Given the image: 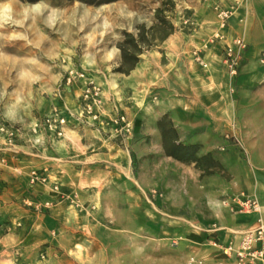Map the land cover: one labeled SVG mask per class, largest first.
Instances as JSON below:
<instances>
[{
    "label": "crops",
    "instance_id": "0c3cea01",
    "mask_svg": "<svg viewBox=\"0 0 264 264\" xmlns=\"http://www.w3.org/2000/svg\"><path fill=\"white\" fill-rule=\"evenodd\" d=\"M217 3L235 9L227 34L249 44L237 77L222 63L223 43L205 47L218 29ZM175 18V32L124 74L132 91L124 109L103 108L100 121L76 118L57 137L60 168L51 170L40 205L51 204L46 216L55 227L48 243L61 264H190L192 257L204 264H237L211 241H239L243 231L264 220V0H179ZM186 18L192 27L182 26ZM195 49L204 51L208 67L194 60ZM118 114L126 115L129 131L103 122ZM164 117L176 131L172 144L195 147V160L166 154L158 126ZM226 134L240 139L245 150L235 139L226 140ZM0 148L6 158L9 147ZM153 155L162 162L166 157L190 163L194 180L203 176L204 182L187 189L188 215L158 220L159 241L150 246L149 205L142 187L148 188ZM210 157L215 165H203ZM134 159L141 164L138 175ZM0 164L25 174L15 162ZM152 170L164 176L163 167ZM236 196L258 200L260 211H233L223 203ZM74 201L81 210L73 207ZM137 211L144 218L137 219ZM177 237L178 246H171L170 239Z\"/></svg>",
    "mask_w": 264,
    "mask_h": 264
},
{
    "label": "rangeland",
    "instance_id": "374dc122",
    "mask_svg": "<svg viewBox=\"0 0 264 264\" xmlns=\"http://www.w3.org/2000/svg\"><path fill=\"white\" fill-rule=\"evenodd\" d=\"M174 1V15L169 16L173 23L179 0ZM163 2L118 0L88 4L82 0L35 3L0 0L1 14H9L11 18L8 24L0 23V147H9L7 157L3 154L8 159L4 164L15 162L25 173L0 164V264H61L57 250L49 248L48 237L53 236L51 227H55L47 219L49 209L40 205V194H45L43 187L49 183L35 186L30 183L32 169L48 167L51 173L55 166L60 168V138L40 130L35 132L33 128L55 108L73 114L80 111L82 83L71 86L65 83L66 70L71 64L85 68L89 77L103 86L102 108L124 109L126 97L132 91L126 86L124 74L115 71L121 58L117 44L124 39L125 32L137 34L140 25H154L158 21L156 10ZM191 22L182 26L192 27ZM2 126L18 127L21 133L10 143ZM202 164L210 165V160ZM140 165L134 159L136 175ZM148 167L152 171L148 188L142 190L146 191L149 205L146 214L151 246L159 241L156 236L161 217L188 215L187 189L195 181L203 183L204 177L194 180L190 163L179 164L166 157L162 162L156 155L149 159ZM156 167H163L164 176L152 170ZM73 214L77 215L74 209ZM134 214L137 219L144 218L140 211ZM180 240L170 239L171 246H178ZM189 263L195 264L191 258Z\"/></svg>",
    "mask_w": 264,
    "mask_h": 264
},
{
    "label": "built area",
    "instance_id": "2783aa9c",
    "mask_svg": "<svg viewBox=\"0 0 264 264\" xmlns=\"http://www.w3.org/2000/svg\"><path fill=\"white\" fill-rule=\"evenodd\" d=\"M214 9L216 11L218 29L206 43L205 47L207 48L210 44H216L217 42L223 43L222 63L232 77H237L242 68V63L248 54L249 44L241 37H230L227 34L229 22L234 15L235 9L224 7L220 3L215 4ZM190 22V18H186L185 24ZM193 56L194 60L202 65V67H208V62L206 61L203 50L195 49ZM260 61L264 66V49L261 51ZM65 83L66 86L82 83V92L79 96L80 113L76 115L69 110L55 108L50 114L46 115L40 123L36 124L35 128H33L35 132L40 130L42 133H49L55 137H63L66 130L74 125L73 121L76 118L86 119L87 117H91L96 121L102 120L101 110L103 109L104 102L103 86L92 80L85 68L79 67L76 64L68 66ZM103 122L106 125H118L120 127L118 128L122 129V131L130 130V122L124 114L113 115V117ZM1 129L3 131L6 130L10 142L21 133L18 127L6 128L2 126ZM225 138L228 141L235 139L234 143L242 150H245L243 142L237 137L226 134ZM222 150H226V148L224 147ZM0 151H2L1 148ZM5 162L6 158L0 157V163ZM50 176L51 174L48 168L32 169L30 172V183L32 186L39 183H50ZM53 189H58L57 183L53 184ZM223 203L233 211H260V204L256 199H243L241 196H236L232 201L224 200ZM73 204L78 210H81L83 207L79 201H74ZM46 206L50 207L51 204L47 203ZM211 244L219 248L226 256L234 257L237 264H264V220L259 218L258 225L255 228L243 231L240 234L239 241L224 243L218 240H212ZM42 257H45V254H43ZM191 262L195 264H204L202 260L195 257L191 258Z\"/></svg>",
    "mask_w": 264,
    "mask_h": 264
},
{
    "label": "trees",
    "instance_id": "16d2710c",
    "mask_svg": "<svg viewBox=\"0 0 264 264\" xmlns=\"http://www.w3.org/2000/svg\"><path fill=\"white\" fill-rule=\"evenodd\" d=\"M25 2L35 3L39 0H22ZM88 4H102L118 0H82ZM176 2L174 0H164L162 7L156 10L157 22L151 27L140 25L138 33L125 32L124 39L118 42L117 46L121 51V58L115 67L116 72L129 75L140 63L141 56L146 50H150L153 46L159 45L166 41L176 30L175 24L169 20V16L174 15ZM167 12H170L168 14ZM161 130L166 154L173 156L182 161L196 159V148L185 146L182 144H172L175 137V129L172 123L164 117L158 122ZM214 161L210 157V167L214 166Z\"/></svg>",
    "mask_w": 264,
    "mask_h": 264
},
{
    "label": "bare ground",
    "instance_id": "6f19581e",
    "mask_svg": "<svg viewBox=\"0 0 264 264\" xmlns=\"http://www.w3.org/2000/svg\"><path fill=\"white\" fill-rule=\"evenodd\" d=\"M6 9H9V7H6ZM10 19L11 18L9 14L4 13V15H2L0 11V23L4 22V24H8L10 23Z\"/></svg>",
    "mask_w": 264,
    "mask_h": 264
}]
</instances>
